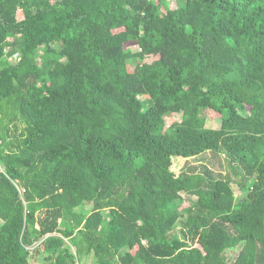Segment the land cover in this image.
<instances>
[{
  "label": "trees",
  "instance_id": "1",
  "mask_svg": "<svg viewBox=\"0 0 264 264\" xmlns=\"http://www.w3.org/2000/svg\"><path fill=\"white\" fill-rule=\"evenodd\" d=\"M85 257L264 264V0H0V264Z\"/></svg>",
  "mask_w": 264,
  "mask_h": 264
},
{
  "label": "rangeland",
  "instance_id": "2",
  "mask_svg": "<svg viewBox=\"0 0 264 264\" xmlns=\"http://www.w3.org/2000/svg\"><path fill=\"white\" fill-rule=\"evenodd\" d=\"M170 7L174 8L179 4V0H168ZM131 49H135V44H131L129 46ZM174 118L179 119L180 115H173ZM171 119L170 116L166 117V125H168L169 120ZM205 125L207 127H211V128H217L220 125V119L214 116H208L206 118L205 121ZM200 164H205L206 166L210 167L214 172H223L224 171V167H223V155H215L212 152H204L201 155H198L196 157L190 158V159H186V158H181V157H175L173 158L172 161V166L171 169L175 172L178 173L181 168H183L184 166L187 165H193L198 167ZM184 165V166H183ZM233 190H234V194L236 196V198H240L243 196V192L235 185L233 184ZM182 197L183 200L179 203L180 208H183L185 206H187L190 202V200L195 199V196H190L187 195L185 193H182ZM239 246L238 247H234L231 249H228L226 251V254L228 256V258L233 259L236 254L239 251ZM91 261H93V259L91 257H85L82 260L81 264H90Z\"/></svg>",
  "mask_w": 264,
  "mask_h": 264
},
{
  "label": "built area",
  "instance_id": "3",
  "mask_svg": "<svg viewBox=\"0 0 264 264\" xmlns=\"http://www.w3.org/2000/svg\"><path fill=\"white\" fill-rule=\"evenodd\" d=\"M135 47H136V45H135Z\"/></svg>",
  "mask_w": 264,
  "mask_h": 264
}]
</instances>
